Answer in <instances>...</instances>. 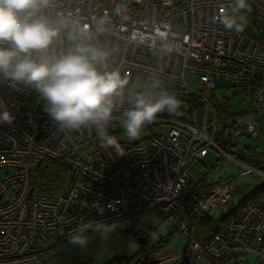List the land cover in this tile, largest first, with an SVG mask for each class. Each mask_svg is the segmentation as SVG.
I'll return each mask as SVG.
<instances>
[{"label": "built area", "instance_id": "built-area-1", "mask_svg": "<svg viewBox=\"0 0 264 264\" xmlns=\"http://www.w3.org/2000/svg\"><path fill=\"white\" fill-rule=\"evenodd\" d=\"M231 2L56 0L57 10L84 22L105 19L101 39L118 49L112 66L145 85L155 75L182 106L179 115L159 114L134 141L115 122L110 134L124 153L117 155L101 146L95 131L57 132L34 90H13L0 81V105L13 116L0 123V264H47L41 253L69 240L80 223L116 222L128 232L139 216L153 213L173 226L143 258L145 264L176 234L186 242L173 264L206 256L224 264L245 254L264 264V206L245 202L223 229L198 240L195 221L223 204L231 185H212L196 204L183 199L191 187L189 162L201 163L211 149L238 161L227 151L232 139L262 133L255 115L264 112V0H248L251 12L242 33L213 20ZM189 74L196 83L187 80ZM219 80L245 87L249 109L231 114L217 104L207 93ZM44 158L71 170L57 195L31 191V174Z\"/></svg>", "mask_w": 264, "mask_h": 264}, {"label": "clouds", "instance_id": "clouds-1", "mask_svg": "<svg viewBox=\"0 0 264 264\" xmlns=\"http://www.w3.org/2000/svg\"><path fill=\"white\" fill-rule=\"evenodd\" d=\"M249 12L248 0H232L213 20L242 33ZM106 25L103 18L92 24L59 11L56 0H0V81L13 90L38 93L57 132L95 131L101 146L123 155L119 140L110 134L115 122L129 141L138 140L159 114L179 115L182 101L155 75L145 85L113 67L118 49L101 39ZM12 120L0 105V123ZM121 227L88 220L77 226L68 242L86 248L88 233L107 240Z\"/></svg>", "mask_w": 264, "mask_h": 264}, {"label": "rangeland", "instance_id": "rangeland-1", "mask_svg": "<svg viewBox=\"0 0 264 264\" xmlns=\"http://www.w3.org/2000/svg\"><path fill=\"white\" fill-rule=\"evenodd\" d=\"M186 78L192 84L197 81L194 74H189ZM207 94L209 96L214 94L217 104L223 108L227 107L231 114L244 112L250 107V98L245 94V87L232 86L224 80H219L217 88ZM36 104H45L38 93ZM255 117L262 130L261 135L253 139L245 136L233 138L232 145L227 151L233 158L243 156L250 161L264 163V112L256 114ZM237 160H231L211 149L201 163H188L192 171L189 181L193 185L198 183L201 185L198 189L200 194L208 193L209 188L220 181H228L231 185V192L226 201L212 208L214 214H225L233 209L242 197L264 182V175L260 174L259 170ZM163 216L156 213L141 215L130 226L128 232L118 229L107 240H102L97 234L88 233L89 243L86 248L73 246L67 240L55 248L42 252L41 256L47 264H105L116 257H131L139 250L138 238L141 231L149 229L163 235L172 229L171 223L163 222ZM185 242L182 235L176 234L163 250L154 254L153 258L160 264H169L176 254L181 252Z\"/></svg>", "mask_w": 264, "mask_h": 264}, {"label": "trees", "instance_id": "trees-1", "mask_svg": "<svg viewBox=\"0 0 264 264\" xmlns=\"http://www.w3.org/2000/svg\"><path fill=\"white\" fill-rule=\"evenodd\" d=\"M237 159L254 169L264 172V163L262 162L250 161L245 159L243 156H238ZM70 176V168L64 165L61 161L51 158H44L31 174V191L33 193L45 195H57L61 192L64 184L69 180ZM190 186V193L187 194L183 199L187 203L196 204L202 195L200 192H198V189L201 188V185L199 183L196 185L191 183ZM247 201H252L258 205L264 206V182L249 191L244 197H242V199L233 209L227 211L225 214L220 215L217 219H213L207 213L200 215L194 223V234L196 239L200 240L198 238L199 232L211 230L214 226L215 228L212 231L213 233H211L205 239L223 229L231 218H236L239 216L244 203ZM161 237L162 236L156 234L154 230L144 229L139 235V238L142 240H138L140 242V246L136 255L127 258L116 257L105 264H145L143 263L144 256H146L147 253L154 248ZM147 264L155 263L151 261Z\"/></svg>", "mask_w": 264, "mask_h": 264}, {"label": "crops", "instance_id": "crops-1", "mask_svg": "<svg viewBox=\"0 0 264 264\" xmlns=\"http://www.w3.org/2000/svg\"><path fill=\"white\" fill-rule=\"evenodd\" d=\"M214 210H210L207 214L209 216H211L213 219H217L222 213H213ZM215 228V226L211 229V230H206V231H201L198 233L199 235V239L200 240H204L206 237H208L211 233H213V229ZM170 232V230H169ZM169 232L167 234H163L160 236H166L169 234ZM185 245V244H184ZM184 250V246L181 249V252L176 254V256L174 257V259L172 260V262H170L169 264H173L175 260H177L183 253ZM153 262L155 264H160V262L156 261L154 258L152 259ZM190 264H218L216 263L214 260L210 259L209 257H203L201 259H197V260H193L192 262H190ZM224 264H259L258 261L256 260L255 256L253 254H245V255H233L227 262H225Z\"/></svg>", "mask_w": 264, "mask_h": 264}, {"label": "water", "instance_id": "water-1", "mask_svg": "<svg viewBox=\"0 0 264 264\" xmlns=\"http://www.w3.org/2000/svg\"><path fill=\"white\" fill-rule=\"evenodd\" d=\"M262 175H264V172H262ZM138 240L141 241L142 239L139 238Z\"/></svg>", "mask_w": 264, "mask_h": 264}]
</instances>
